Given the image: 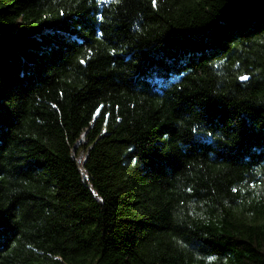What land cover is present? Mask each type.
Instances as JSON below:
<instances>
[{
  "label": "trees",
  "instance_id": "trees-1",
  "mask_svg": "<svg viewBox=\"0 0 264 264\" xmlns=\"http://www.w3.org/2000/svg\"><path fill=\"white\" fill-rule=\"evenodd\" d=\"M0 264H264V0H0Z\"/></svg>",
  "mask_w": 264,
  "mask_h": 264
},
{
  "label": "snow or ice",
  "instance_id": "snow-or-ice-1",
  "mask_svg": "<svg viewBox=\"0 0 264 264\" xmlns=\"http://www.w3.org/2000/svg\"><path fill=\"white\" fill-rule=\"evenodd\" d=\"M101 3H109V2H112V3H116V4H119L121 2V0H100ZM156 3H157V0H152V6L153 7H156ZM61 16H63L64 14L63 13H60ZM81 64L85 63V61L81 60L80 61ZM239 79L241 81H246L249 79L248 76L244 75V76H240ZM193 131L195 132L196 129H193ZM209 136H211V133H208ZM233 191H236V189H233Z\"/></svg>",
  "mask_w": 264,
  "mask_h": 264
}]
</instances>
